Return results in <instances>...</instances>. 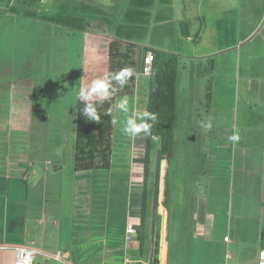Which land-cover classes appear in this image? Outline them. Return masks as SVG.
I'll use <instances>...</instances> for the list:
<instances>
[{
	"label": "rangeland",
	"instance_id": "obj_1",
	"mask_svg": "<svg viewBox=\"0 0 264 264\" xmlns=\"http://www.w3.org/2000/svg\"><path fill=\"white\" fill-rule=\"evenodd\" d=\"M178 1L177 10L168 9L166 14L155 9L154 0H43L39 4L40 15L80 17L92 26L99 23L104 34L92 35L85 46L81 32L57 25L59 36L53 46L50 45L52 51L45 33L44 42L38 41L36 54L17 62L0 61V76H11L12 71L33 76L32 116L38 115V104L46 102L41 98L42 94L39 95L45 84L50 94L43 89L44 98L49 97L50 106L56 110L50 115L48 130L54 136L65 138L67 146H74L77 105L82 102L76 99L77 93L80 87L104 75L110 40L131 41L137 46L141 44L151 48L152 44L164 40L171 48L169 51L177 53L175 50H180L181 53L175 55L179 65L185 63L187 75L191 76V99L186 111L178 110L172 158L161 161L158 142L152 140L146 182V229L150 236L145 260L151 263L154 230L158 226L161 236L159 257L162 261L164 250L166 264H253L259 243L264 242L260 239V230L264 232V205L262 209L257 208L261 202L264 204V195L256 197V210L250 222L242 219L244 217H233L236 201L231 185L234 148L229 137L236 128L239 129L238 123L233 125L235 107L238 114L249 108L258 111L256 120L259 123L255 125L264 127V0ZM0 4L7 5V1L0 0ZM181 14L194 37L197 34V28L191 24L194 18H201L205 23L214 21L217 25L218 48L225 47V50L220 49L210 56L213 59L210 76L203 72L206 59L196 60L200 53L191 51L193 42L180 35L181 22L175 20ZM159 18H166L167 23L159 24ZM251 72H259L257 91L249 89L253 83ZM245 75L248 76L246 80ZM141 80L148 81L145 77ZM208 80L215 92L209 111L204 107L203 97ZM132 91L133 88L128 95L116 98V103L122 97L128 98L130 111L127 115L132 113ZM223 93H226L225 98H222ZM44 112L42 114L46 116ZM115 114L119 122L115 128L116 145L110 171L75 178L71 164L63 165L61 183L68 184L71 176L78 180V203L72 217L77 237L88 235L91 244L100 236L103 241L105 238L110 242L116 240L114 237L121 234L124 226L123 242L127 249L134 244L137 233L135 230L130 236L126 227L132 225L135 213L139 215L143 134L135 138L124 135L122 127L126 114L117 111ZM6 117L7 111L0 110V118ZM222 120L226 122L220 125ZM53 127H56L55 131ZM128 151H131L129 162ZM69 153L68 148L63 154V162L72 161L73 165ZM95 180L103 183L98 181L96 185ZM85 194L91 195L90 209ZM64 211L62 209V214ZM64 220L59 221L60 234L64 232ZM41 257L35 258V264L49 261L47 257ZM131 258L127 255L124 264L132 263Z\"/></svg>",
	"mask_w": 264,
	"mask_h": 264
},
{
	"label": "crops",
	"instance_id": "obj_2",
	"mask_svg": "<svg viewBox=\"0 0 264 264\" xmlns=\"http://www.w3.org/2000/svg\"><path fill=\"white\" fill-rule=\"evenodd\" d=\"M4 1H7V5L1 6L0 4V61L4 59L9 62H17L28 55L36 54L38 52V41L44 42L45 33L48 35V43L50 51H52L53 48L51 46L56 41V37L59 36V31L58 27H56L57 24L40 18L39 4L43 0L35 8L37 17H28L12 11L23 10L24 7L21 0ZM154 2L156 4L155 9L165 13L168 9H171V11L172 9L177 10L180 5L178 0H154ZM181 4H184V1ZM173 19L175 20V17ZM182 19L184 18L181 14L176 16L175 21L180 23L184 21ZM158 22L159 24H166L167 19L159 18ZM191 24L197 28V34L195 37L190 34L191 27L189 25L187 26L188 36L184 38L188 42H193L191 49L193 53H200L196 60L205 58L207 61L210 58L212 59L210 56L214 52L220 49L225 50V47L218 48L217 25L214 21L205 23L201 18H194L191 20ZM98 25L99 23H96L92 26L89 23L84 30H77L84 36L85 46L89 44V38L92 35L102 36L104 34V28H99ZM123 42L134 44L131 41ZM138 45L137 61L143 54L144 48L158 49L172 54L181 53L177 49L175 50L177 53L174 50L169 51L168 49L171 48L168 47L164 40L152 44V48L148 45ZM12 72L11 76H0V110L7 111V117L5 119L0 118V264H13L15 255L13 249L9 248V246L13 245L35 248L38 251L36 257L42 256L49 259V261H42V264H60L53 261L49 256L57 252L69 254L72 238L76 237L74 232L76 226L72 217L78 203V180H74L71 176L68 184L62 185L61 183L63 165L69 166L71 164L73 170L72 161L63 162V159H65L63 154L65 155L66 149L69 148V154L73 156V146H67L65 138H61L60 135L54 136L48 130L50 115L56 110L50 106L52 103H49V97L45 96L44 98L43 89L44 91H49L47 86L45 89V84L42 85L39 92V95L42 94L41 98L46 99V102L38 104V115L32 116L31 87L34 83L33 76L22 74L19 71ZM106 73L107 62L104 67V75ZM251 73L253 74L251 75L253 83L249 89L257 91L260 79L259 72ZM189 77L191 76L187 75L186 65L183 62L182 65H179L176 83L175 126L178 110L186 111L191 99L193 85ZM141 78L144 77L137 76L134 81L132 112L146 109L148 81L143 82ZM244 79H248V76L245 75ZM223 89L227 90L229 88L224 87ZM47 94H50V91ZM225 94L223 93L222 98L226 97ZM214 99L215 92L212 90L211 105ZM137 100H139L138 103ZM246 110L239 111L238 114V110L235 107L236 114L233 125L236 126L238 123L239 129L234 127L233 135H238L239 140L232 141L229 139V141L232 142L231 144L234 148L231 185L236 201L235 216L233 217H244L242 219H248L250 222L253 219V211L256 210V197L264 195V127L262 124L255 125V123H259V120H256L258 111H251L250 108ZM262 110L264 115V107ZM43 111H45L46 116L42 114ZM225 122L226 120H222L219 124L223 125ZM57 124L59 125V123ZM53 130L55 131L56 127H53ZM73 137L75 140V129ZM57 147L58 149L56 150ZM62 147H64V152H62ZM73 174L75 178L78 176L75 175L74 171ZM98 181L101 184L103 183L102 180H95L96 185ZM91 184L94 183L92 182ZM84 187L87 186L85 185ZM90 188L91 186H89ZM85 197L90 209L91 195L86 196L85 194ZM48 203L53 204L48 207ZM263 205L261 202L257 208L262 209ZM54 208H56V212H54ZM62 209L65 210L63 214ZM67 213L68 218L65 219ZM86 213L85 209L84 214ZM231 213L232 205H230V215ZM138 216L137 213L133 215L132 225L137 224ZM63 220L64 232L60 234L61 225L59 221ZM262 234L264 232L260 230V239L264 240L262 239ZM87 237L89 236L87 235L85 238ZM62 240L64 241L62 242ZM135 242L132 246L125 249L126 256L133 257L138 248V243L136 240ZM261 248H264V242L262 241L259 243L258 252ZM257 255L258 253L253 264H256ZM132 261L130 264H134L135 260L132 259ZM144 264L149 263L144 262ZM150 264H152V259ZM159 264H166L164 261V250L162 261L159 257Z\"/></svg>",
	"mask_w": 264,
	"mask_h": 264
},
{
	"label": "trees",
	"instance_id": "obj_3",
	"mask_svg": "<svg viewBox=\"0 0 264 264\" xmlns=\"http://www.w3.org/2000/svg\"><path fill=\"white\" fill-rule=\"evenodd\" d=\"M23 10H12L28 17H37L36 6L42 0H21ZM45 21L73 29L84 30L89 23L80 18L73 16H40ZM180 33L183 37L188 36L187 24L185 21L180 23ZM138 46L132 43L111 40L108 45L107 53V72H117L124 68H132L134 75L128 78L127 84L113 97L110 104L113 106L112 117H115L116 110L114 104L119 96L128 95L134 86L137 64ZM150 50L153 54V65L155 73L148 78L147 103L146 109L150 113H155L158 117L153 124L150 135H143V153H142V194L139 207V216L137 224L133 227L137 231L136 240L138 248L132 259L134 264H144L146 243L148 240L147 232V192L146 182L148 176V165L150 151L152 149V140L158 142L159 159L166 161L172 158L175 150V121H176V83L179 73V59L175 54L167 53L157 49L144 48V51ZM206 67L203 72L210 76L213 70V60L210 58L206 61ZM212 85L208 80L204 88V107L211 108ZM105 103L99 110L101 113L106 112L110 107ZM84 103L77 105L75 140L73 146V171L75 175H98L110 171L112 166V152L116 145L115 128L117 124L110 122L109 115H101L100 122L87 121L82 116ZM151 122V121H150ZM128 151V162L130 160ZM82 204V203H81ZM80 204V205H81ZM88 205V204H87ZM124 226L121 228V234L108 242L103 237H96L95 240L89 241V237L72 238L71 248L68 254V260L71 264H124L126 258L125 247L123 242ZM159 228L156 226L155 240L153 246L152 264H159ZM264 239V234H262ZM93 245V246H91Z\"/></svg>",
	"mask_w": 264,
	"mask_h": 264
},
{
	"label": "clouds",
	"instance_id": "obj_4",
	"mask_svg": "<svg viewBox=\"0 0 264 264\" xmlns=\"http://www.w3.org/2000/svg\"><path fill=\"white\" fill-rule=\"evenodd\" d=\"M134 75L132 68H124L117 72H107L103 76H99L86 86L80 87L76 99L84 103L82 116L90 122H100V116L109 115L110 122L117 124L119 121L112 117L113 106L110 102L113 97L127 84L128 78ZM105 103H109L110 107L106 112L101 113L99 110ZM117 112L126 114V119L123 121L122 131L124 135L135 138L141 134L147 136L151 134L153 124L158 117L155 113H150L147 110L134 111L131 115H127L130 111L129 101L127 97L120 98L119 102L114 104ZM151 121V122H150ZM210 126V125H209ZM232 141L239 140L238 135L229 137Z\"/></svg>",
	"mask_w": 264,
	"mask_h": 264
},
{
	"label": "built area",
	"instance_id": "obj_5",
	"mask_svg": "<svg viewBox=\"0 0 264 264\" xmlns=\"http://www.w3.org/2000/svg\"><path fill=\"white\" fill-rule=\"evenodd\" d=\"M136 75L150 78L155 73V68L153 65V54L150 50L143 51L139 61H137ZM126 233L131 236L135 233L134 227L130 224L126 227ZM9 248L14 251V262L13 264H34V259L38 254V251L30 246L24 245H13ZM67 253L57 252L49 256L53 261L60 264H71L67 260ZM256 264H264V248H261L257 255Z\"/></svg>",
	"mask_w": 264,
	"mask_h": 264
}]
</instances>
